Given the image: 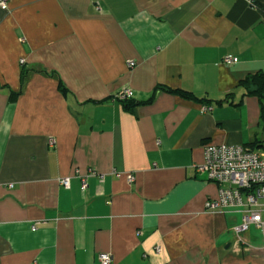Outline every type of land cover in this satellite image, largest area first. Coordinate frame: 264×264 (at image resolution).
<instances>
[{"label":"crops","instance_id":"0c3cea01","mask_svg":"<svg viewBox=\"0 0 264 264\" xmlns=\"http://www.w3.org/2000/svg\"><path fill=\"white\" fill-rule=\"evenodd\" d=\"M8 4L0 264H264L228 208L207 209L221 187L201 169L206 146L260 138L240 81L264 71V0Z\"/></svg>","mask_w":264,"mask_h":264},{"label":"built area","instance_id":"2783aa9c","mask_svg":"<svg viewBox=\"0 0 264 264\" xmlns=\"http://www.w3.org/2000/svg\"><path fill=\"white\" fill-rule=\"evenodd\" d=\"M9 0H0V8L7 9ZM24 60H22L23 62ZM225 63L230 65L238 61V57L227 56ZM130 66L135 62L130 61ZM133 91L123 89L117 96L120 100L130 99ZM51 140V139H50ZM51 141H54L53 139ZM245 144H220L206 146V164L201 167L210 173L211 179L217 181L220 188L218 199H208L206 207L209 210L228 208L230 227L239 234L255 227L258 234L264 236V149ZM130 181L132 176H129ZM62 183L69 186L70 179L63 178ZM87 187V181L84 180ZM36 227H33L35 230ZM159 251V248H157ZM99 264H112L109 253L98 255Z\"/></svg>","mask_w":264,"mask_h":264},{"label":"trees","instance_id":"16d2710c","mask_svg":"<svg viewBox=\"0 0 264 264\" xmlns=\"http://www.w3.org/2000/svg\"><path fill=\"white\" fill-rule=\"evenodd\" d=\"M240 85L244 89L243 96L253 95V96H256L260 101L261 127H262L261 132H262V135L264 136V71H257L255 73L249 74L247 77H245L244 79L240 81ZM59 86L61 90L63 91L67 90L66 87L63 86V84H60ZM173 90L179 92L186 98H190V97L196 98V96L190 92L183 91V90H177V89H173ZM230 94H233V92H230L229 95ZM121 101L122 103L125 104V107H127L128 109H133V107L137 104V101H136V102H133V104L128 105L127 102L131 101L130 99H125ZM246 145H249L252 147H258V146L264 147V139L259 138V139H256L253 143H249Z\"/></svg>","mask_w":264,"mask_h":264},{"label":"rangeland","instance_id":"374dc122","mask_svg":"<svg viewBox=\"0 0 264 264\" xmlns=\"http://www.w3.org/2000/svg\"><path fill=\"white\" fill-rule=\"evenodd\" d=\"M262 128L258 127L257 131L259 132L260 139H264V136L261 132ZM260 149H264V147H259ZM255 228V227H254ZM254 228L251 226L246 232L242 233L244 238L250 240L254 247H258L259 245L264 246V236L254 234Z\"/></svg>","mask_w":264,"mask_h":264},{"label":"clouds","instance_id":"9594fccd","mask_svg":"<svg viewBox=\"0 0 264 264\" xmlns=\"http://www.w3.org/2000/svg\"><path fill=\"white\" fill-rule=\"evenodd\" d=\"M243 241V240H242ZM245 242V241H244ZM157 248H159V247H157ZM159 250H160V248H159ZM158 251V250H157Z\"/></svg>","mask_w":264,"mask_h":264}]
</instances>
